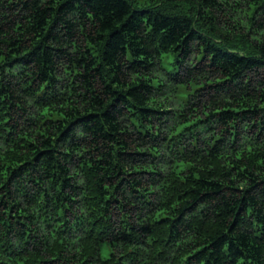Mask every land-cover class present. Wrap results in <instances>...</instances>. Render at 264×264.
Segmentation results:
<instances>
[{"label":"trees","instance_id":"1","mask_svg":"<svg viewBox=\"0 0 264 264\" xmlns=\"http://www.w3.org/2000/svg\"><path fill=\"white\" fill-rule=\"evenodd\" d=\"M0 264H264V0H0Z\"/></svg>","mask_w":264,"mask_h":264},{"label":"rangeland","instance_id":"2","mask_svg":"<svg viewBox=\"0 0 264 264\" xmlns=\"http://www.w3.org/2000/svg\"><path fill=\"white\" fill-rule=\"evenodd\" d=\"M102 253H103L104 257H106V256H108L109 251L104 247Z\"/></svg>","mask_w":264,"mask_h":264}]
</instances>
